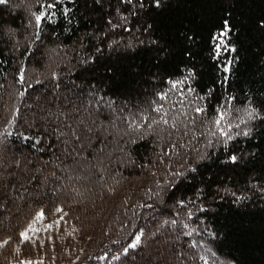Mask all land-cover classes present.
Segmentation results:
<instances>
[{
    "label": "trees",
    "instance_id": "16d2710c",
    "mask_svg": "<svg viewBox=\"0 0 264 264\" xmlns=\"http://www.w3.org/2000/svg\"><path fill=\"white\" fill-rule=\"evenodd\" d=\"M16 1L0 3V206L13 209L0 210V264H138L175 231L187 264H264V0H31L11 13ZM56 45L74 59L49 61ZM118 104L126 114L95 124L111 131L101 149L83 116Z\"/></svg>",
    "mask_w": 264,
    "mask_h": 264
},
{
    "label": "rangeland",
    "instance_id": "374dc122",
    "mask_svg": "<svg viewBox=\"0 0 264 264\" xmlns=\"http://www.w3.org/2000/svg\"><path fill=\"white\" fill-rule=\"evenodd\" d=\"M24 6L31 7V0H17L16 2H13V6L12 7H9L10 8L9 10L11 11V13H13V10H18V9L25 10V7ZM134 9H136V11H138V6L136 5ZM27 10L29 11V8ZM121 11L122 10H120V12ZM126 15H127V13H126ZM126 15L123 14L122 21L124 19L127 20ZM29 20H30V18H29ZM29 20L25 23V25H27V26L29 25V23H30ZM17 31H19V30L16 29V32ZM9 32L10 31L8 30L7 33H6V35ZM55 47L57 48L56 50H52L53 47H49L47 49L49 61H52V62H55V63H58V64H64V63H67L68 60H70L71 58L74 59L73 55H71L69 53L70 51L63 50L60 45H56ZM51 52H53V53H51ZM57 54H59V55H57ZM41 79H43V78H41ZM54 84H55L54 87H53V90L54 91H51V92L52 93L55 92L54 94H56V97H57V94H59V87L61 85L60 84L58 85L57 82H54ZM43 92H44L43 90H37L35 92L36 98L37 99H40L42 97V95H43ZM57 101L61 104V106H63V104H65V101L60 100L58 97H57ZM133 103H135V102H133ZM19 104H20V102H19ZM136 104H138V103L136 102ZM30 105H34V103L32 101H26V100H23L21 102V104H20L21 108L22 107H26V106H30ZM98 105H100V104H98ZM127 105H130V103H127ZM125 109H127V107L125 105L124 106H121V105L118 104V106H116L115 108L111 109V111H112V112L110 111V114L111 115H108L105 118L104 117L103 118L96 117L95 115L90 116V117L89 116H83L82 123L86 124V126H88V125L93 126L92 129H91L92 130V135H93V137L95 139H96V137L99 138V142H101V143L99 144L98 147H100L101 149L102 148L103 149L105 148V146H106V144L108 142L107 137H108V135L110 134L111 131L108 128H103V130L100 133V135L94 134L93 133V130L95 129L94 128L95 127V124H97V126L104 125V124L107 123L108 120L112 119V117L113 118H118L119 116H121V114H126L125 112L127 110H125ZM132 109H136V108H132ZM78 110H79V112H81L83 110H84L83 112H86L85 109L78 108ZM138 110L141 111L140 108ZM75 112L76 111L74 110L72 112L73 113L72 115H75L76 114ZM30 113H32V111ZM107 117H108V120H106ZM94 121H96V122H94ZM163 122L164 121H162V122L160 121V123H158V122L157 123H154L152 126H150V128H148L149 131L145 135L156 134V132L159 130V127H158L159 124L161 125ZM127 123H129L128 120H127ZM114 126H115V128L117 130H119L117 128V126H120V125L114 124ZM165 126L166 125H161V127H165ZM57 135L59 137H61V138H59L61 141L67 142L66 141L67 138H65V136L63 137V135H64V129L62 127L59 130H57ZM79 138H81V140L80 139L79 140L82 142V145L77 149V152L76 153L74 152V155L75 154L76 155L78 154V157L80 159L84 158V159H87L88 160V158L91 157V153H92V152L89 151V147L88 146H90L89 145L90 143H93V139H91V141L89 143V139L87 140V138H82L81 135H79ZM81 142H79V143H81ZM194 144H197L201 148V146L204 144V142L203 141H200L198 143H196V142L192 143V145H194ZM205 148L206 147H204V149ZM4 159H6V161H7L5 163V166L9 165L10 164V160H8L6 158V155H4ZM52 161H55V159H53ZM44 167H45L44 166V161H42V168H40V171H41V173H46L47 174V175H45V183H47V181H48L47 179H48L49 175L52 174V173L49 170H44ZM97 167H99V166H97ZM70 168L71 167H69L68 169H70ZM79 168H82L85 171L87 169L86 163L85 162H82V164H80ZM86 176H87V174H81L80 175L75 170H73V172H71V177L77 179V182H79V181L87 178ZM79 187H82V185L79 184V183H77V188H79ZM37 188H38V186H37ZM77 200H79V201L77 202ZM81 200H82V196L81 195H76L75 201L77 203H79ZM4 209H6V211H8V212H11L13 210V209H11V207L7 203L1 204L0 210L2 211ZM4 215H5V213H4ZM41 221H43V223L40 224ZM6 223H7V225H6ZM118 224L119 223H117L115 225V228L114 229H116V227L118 226ZM43 225H44V220L39 219L38 220V225L31 227L30 230L33 231V232L34 231H37V230H40V229L43 228ZM5 226L6 227L8 226V222H5L4 224L0 225V229H2V228L5 229ZM152 232L154 234H158L160 232L159 231V227L154 228V231H152ZM179 232L178 231H175V232H173V234L171 236H169V235H163V233H160L159 235H156V237L152 238V240H153V243H151L152 244V247L150 246V244H147V246L145 247V250L142 252V254L141 255H138V257H137V260L140 262L138 264H147V263L155 264L156 262H157V264H159V262H160V264H162L161 263V260L163 258H165V257L171 259V264H187L186 258L183 256V253L182 252L180 253V249H178L179 244L183 242L182 235ZM134 242L135 241L133 240L129 245H132ZM174 250L176 251V254L177 255L172 252ZM65 264H68V263H65Z\"/></svg>",
    "mask_w": 264,
    "mask_h": 264
},
{
    "label": "snow or ice",
    "instance_id": "6c2138e0",
    "mask_svg": "<svg viewBox=\"0 0 264 264\" xmlns=\"http://www.w3.org/2000/svg\"><path fill=\"white\" fill-rule=\"evenodd\" d=\"M0 3H5V0H0ZM48 7L49 8H51V7H53V5H48ZM42 19H44V14L42 13L41 15H37L36 17H35V20H36V23H37V25H39V23L41 22V20ZM230 31V29L227 27V22H225V31L224 32H222L221 34H220V36L221 37H226L227 35H228V32ZM232 51H235V49L233 48V49H231ZM230 63V62H229ZM225 71H228V69L227 68H225ZM157 111H159V109H157ZM197 111H203V109H197ZM221 119H223V116H221ZM165 123H167V121H164ZM217 123H219V121H217ZM233 161H235L236 160V157L235 156H233L232 158H231ZM42 216H43V214L41 213L40 214V218H42ZM23 237H24V239H28L29 237H28V234L25 232V233H22L21 234ZM137 243H139V237H137ZM132 247H136V244H133V245H131Z\"/></svg>",
    "mask_w": 264,
    "mask_h": 264
}]
</instances>
